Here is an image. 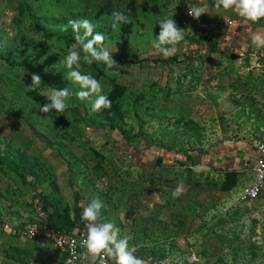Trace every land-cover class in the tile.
<instances>
[{
    "label": "rangeland",
    "instance_id": "rangeland-1",
    "mask_svg": "<svg viewBox=\"0 0 264 264\" xmlns=\"http://www.w3.org/2000/svg\"><path fill=\"white\" fill-rule=\"evenodd\" d=\"M28 1L44 6L47 0ZM57 1L51 12L60 16ZM124 2L142 20L126 41L102 33L117 65L89 66L80 51L82 73L102 72V94L126 87L121 117L107 118L92 112L95 97L77 99L80 86L67 79L62 61L75 43L71 27L36 34L29 21L17 20L18 0H0V45L26 41L16 64L0 59V264H42L53 256L51 244L29 240L22 230L47 216L40 194L50 200L49 212L60 208L74 219L75 192L82 209L99 199L100 222L118 227L130 248L154 264H264V192L240 202L248 168L208 162L226 140L264 139V62L217 46L192 60L154 63L164 17L173 16L184 34L178 52L214 39L180 10L181 0ZM79 3L82 14L97 9V0ZM33 73L42 77L38 91L28 88ZM65 87L73 95L63 114L39 110L50 102L42 94ZM197 165L204 170L193 171ZM178 185L183 192L174 198Z\"/></svg>",
    "mask_w": 264,
    "mask_h": 264
},
{
    "label": "clouds",
    "instance_id": "clouds-1",
    "mask_svg": "<svg viewBox=\"0 0 264 264\" xmlns=\"http://www.w3.org/2000/svg\"><path fill=\"white\" fill-rule=\"evenodd\" d=\"M214 7L219 12L232 11L237 16L241 17L245 22L252 24L259 23L264 18V0H214ZM208 5L195 6L188 8V13L195 19H199L203 13H208ZM113 29L117 28L121 23H128V18L121 12H112ZM173 17V16H172ZM172 17H164L158 24L160 32L157 36V42L153 47L164 57L168 58L175 55L176 45L184 40V34L177 22ZM71 27L74 34L75 43H72L68 54L63 58L62 63L69 69L67 79L72 83L80 86V91L74 95L79 100H91L92 112H100L102 109L111 108V100L103 93L102 85L95 77L88 74H82L81 55L87 65L95 63H103L107 69H112L117 65L116 61L106 47H104L105 36L102 33L95 32L96 27L88 19L69 20L67 25L61 26L62 31H67ZM252 44L256 47H264V35L255 33L251 37ZM172 46V47H169ZM109 75L112 73L109 72ZM31 85L28 87L31 90L38 91L42 83V77L39 74L33 73L31 76ZM46 96L49 103L41 105L40 111L47 114L55 110L56 113L63 114L67 108V100L73 95L68 87L63 89H53L51 93L42 94ZM264 147V146H262ZM204 170L203 166L197 165L193 171L199 173ZM183 192V188L178 185L172 192L174 198L178 197ZM104 207L99 199H93L87 206L83 207L81 213V221L84 222L86 231L82 235L80 247L83 251L77 256L72 253L71 259H66L64 264H76V260H80L82 264H144V261L135 256V248H130V237H120V229L112 223H101V209ZM59 247H63L59 244ZM71 247L75 248V242Z\"/></svg>",
    "mask_w": 264,
    "mask_h": 264
},
{
    "label": "trees",
    "instance_id": "trees-1",
    "mask_svg": "<svg viewBox=\"0 0 264 264\" xmlns=\"http://www.w3.org/2000/svg\"><path fill=\"white\" fill-rule=\"evenodd\" d=\"M84 2V0H58L57 2L60 4L61 8V15L57 16L58 14H54L51 11L53 6L51 0L45 1V5L42 6L41 4L34 5L28 0H18V4L14 5V10L18 15L17 20L22 21L27 20L30 22L31 27L33 28L36 34H49L50 36L53 33L63 32L61 30V26L67 25L68 21L71 20H80V19H88L93 24L96 25L94 31L100 32L103 34L113 35L118 37L121 41H126L128 38L136 35L139 30L138 22L142 20V16L140 15L139 11H134L131 8L126 7V2L124 0H119L117 2H112L111 0H104L102 4L98 3L97 0V9L89 8L87 12H84V8L79 7V2ZM95 0H86V3H94ZM46 8V11H44ZM117 11L123 13L128 18V23H121L118 25L117 28L113 29L111 27L112 23V12ZM111 23H107V21ZM99 26V29L97 27ZM70 27V26H69ZM68 27V28H69ZM25 40H15L13 38V43L16 46L8 45L3 47L0 45V59L16 64L19 52L20 45L25 44ZM38 45H35L37 48ZM217 48L216 40L210 41V44L206 47H202L200 44L191 43L188 45L184 51H176L175 55L164 58L162 55L156 56L151 58L150 60L154 63L159 62H166L168 60L176 61V62H183L185 60H192L196 58L198 55L208 51V50H215ZM26 59H24L20 64H25ZM50 69V67H49ZM48 76L52 74L51 70H47ZM87 74V73H82ZM97 80L99 77L102 76V72L99 71L96 74H92ZM115 90L112 93H107L106 95L111 100V108L110 109H102L99 113L106 116L107 118H112L113 116L122 115L121 109V102L120 99L124 95L126 87L123 85H116ZM127 137V136H126ZM127 139H130L127 137ZM188 160L191 159L190 155L187 156ZM41 198L43 199L42 208L46 211L47 214V223L48 226L53 228L54 230L60 231H69L76 227L80 222L81 213L83 211L82 207L80 206V193L75 192V204H74V219L70 218L64 211L60 210V208H54L52 212L50 210V200L47 199L44 195L40 194ZM84 223V222H83ZM10 258L14 259L15 261L21 263H28L30 262L26 257L16 256V255H9ZM139 258H144V255L139 254ZM161 258V256H160ZM32 262V261H31ZM31 264H37L36 262H32ZM40 264V263H39Z\"/></svg>",
    "mask_w": 264,
    "mask_h": 264
},
{
    "label": "crops",
    "instance_id": "crops-1",
    "mask_svg": "<svg viewBox=\"0 0 264 264\" xmlns=\"http://www.w3.org/2000/svg\"><path fill=\"white\" fill-rule=\"evenodd\" d=\"M187 7L208 5V13H203L197 20L198 24L206 27L207 35L217 42L219 49L224 50L230 55H244L251 63L264 62V47H256L252 44L251 37L255 33L264 35V18L259 23L252 24L245 22L235 12L223 11L219 12L214 7V0H184L181 1ZM181 10L184 11L182 8ZM195 19V18H194ZM231 20L232 23H229ZM259 140V139H258ZM258 140L253 139H237L234 141H224L216 146V154L209 158L208 162L215 167H222L224 170H236L248 168L249 181L253 179V159L256 155V144ZM264 140V139H263ZM164 155L167 156L166 153ZM250 159L249 167H245V161ZM61 257V253L54 249L53 256L48 258L44 263L54 261Z\"/></svg>",
    "mask_w": 264,
    "mask_h": 264
},
{
    "label": "built area",
    "instance_id": "built-area-1",
    "mask_svg": "<svg viewBox=\"0 0 264 264\" xmlns=\"http://www.w3.org/2000/svg\"><path fill=\"white\" fill-rule=\"evenodd\" d=\"M184 2V0H181ZM184 9V14L188 17H192L188 13V8L183 3L180 4V10ZM229 23H232L231 20ZM264 140L259 139L256 144V155L253 159V179L252 181L244 185L237 196L240 202H248L258 199L264 192ZM252 161L248 158L245 161V167H249ZM86 231L84 223L80 220L78 225L69 231L54 230L48 226L47 216L43 217L40 221L27 224L22 230L23 236L29 240L42 239L51 244L56 250L61 253V257L54 261H49L46 264H64L66 259L72 258L73 251L78 256L83 249L80 247V241L83 233ZM75 242V248L71 247L72 243ZM62 244L63 247H59ZM135 256H139L138 252H134ZM144 264H154L150 260L141 258ZM76 264H82L80 260H76ZM87 264V262H84ZM110 264V262H109Z\"/></svg>",
    "mask_w": 264,
    "mask_h": 264
}]
</instances>
